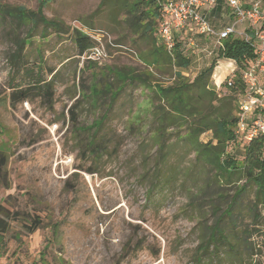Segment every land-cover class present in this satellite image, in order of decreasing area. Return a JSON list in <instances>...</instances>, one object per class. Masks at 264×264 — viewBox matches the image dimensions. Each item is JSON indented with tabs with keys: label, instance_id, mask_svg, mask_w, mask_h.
<instances>
[{
	"label": "rangeland",
	"instance_id": "rangeland-1",
	"mask_svg": "<svg viewBox=\"0 0 264 264\" xmlns=\"http://www.w3.org/2000/svg\"><path fill=\"white\" fill-rule=\"evenodd\" d=\"M39 2L0 0V264H264L263 227L252 232L251 258L238 260L227 247L213 257L203 255L200 246L213 217L208 205L197 209L201 197L195 205L189 202L200 194L195 181L161 192L148 185L145 174L152 173L153 160L144 166L142 152L150 155L151 91L124 85L110 109L107 93L122 85L115 70L142 68L137 58L142 42L120 17L114 21L106 14V6L98 9L101 0H51L44 16L70 33L41 38L38 31L23 51L24 65L13 68L14 41L25 38L27 26L9 10L37 12ZM216 19L222 26L233 24ZM86 23L99 54L89 49L80 56L72 41L74 31L88 34ZM207 41L195 38L198 49ZM180 50L190 61L181 71L186 81L218 60L183 43ZM167 79V74L158 78L165 85ZM19 89L27 90V98L10 100ZM210 139L211 133L200 137L203 143ZM245 151L228 139L221 158L243 163ZM191 159L188 173H199L188 164ZM206 171L210 174L206 168L197 175L199 184ZM231 189H223V196ZM237 229L253 226L246 219Z\"/></svg>",
	"mask_w": 264,
	"mask_h": 264
},
{
	"label": "trees",
	"instance_id": "trees-1",
	"mask_svg": "<svg viewBox=\"0 0 264 264\" xmlns=\"http://www.w3.org/2000/svg\"><path fill=\"white\" fill-rule=\"evenodd\" d=\"M50 2L51 0H40L37 12L28 11L23 7L9 10V14H14L18 21L24 19L27 26L25 38H16L14 41L15 51L11 56L13 68L20 65L25 47L31 43L38 31L41 38L47 37L46 33L55 35L70 33L62 22L44 16L43 9ZM103 5L107 9L106 14L114 21L120 17L130 35L142 42V48L137 49V58L142 68L115 70L114 76L122 85L115 91L107 90V93H110L109 107L113 105L124 85L139 86L151 91V107L147 113L149 123L153 127L151 144H148L150 155H143L142 152L144 166L150 164L149 160H153L152 173L145 174L148 185L152 186L153 190L161 192L178 182L185 184L195 181V190L200 188V194L191 196L189 202L195 205L194 203L201 197L200 200H204V203H198L197 209L202 211L203 205L206 204L213 217L212 224L205 228L204 244L200 246V252L213 257L221 247H227L228 252L234 253L238 260L253 257L256 254L250 242L252 232L256 231L258 226L264 229V135L250 142L243 163H237L235 159L229 157L222 160L225 142L232 139L231 129L236 121L237 109L233 91L227 95H220L209 87L215 63L213 62L193 80L186 81L181 71L188 68L190 61L183 56L181 44L177 43L174 51L168 53L157 39L160 14L155 2L101 0L98 9ZM4 13L7 15L8 10ZM84 25H87L89 31L86 33L89 35L78 31L71 35L80 56L97 45L90 37L91 35L96 37L92 34L91 24ZM218 57L234 61L238 70L242 71L255 60V53L242 40L230 37L223 41V50L219 52ZM25 69L28 71V68ZM165 74L168 75L166 85L158 80ZM236 84H239L238 79ZM26 91L24 89L14 91L10 100L26 99L28 96ZM103 119L96 125L100 126ZM205 133H211V139L203 143L200 137ZM191 155L193 159L188 164L198 167L199 173L193 174V171L188 173L186 163ZM206 168L210 174L206 171V176L202 178L203 182L199 184L197 175ZM228 186L232 187L231 190H227L231 194L224 197L222 191ZM244 199L248 201L245 207L242 206ZM246 219L253 226V230H238V224ZM243 247L247 252L242 250L240 253ZM225 252L227 253V250Z\"/></svg>",
	"mask_w": 264,
	"mask_h": 264
},
{
	"label": "built area",
	"instance_id": "built-area-1",
	"mask_svg": "<svg viewBox=\"0 0 264 264\" xmlns=\"http://www.w3.org/2000/svg\"><path fill=\"white\" fill-rule=\"evenodd\" d=\"M152 1L160 14L156 36L168 53L174 51L177 43H183L187 49L203 53L204 57L219 59L223 41L230 37L242 40L253 49L255 60L250 66L239 71L236 63L228 60L232 68L223 83L215 84L216 92L233 91L235 98L236 121L229 143L247 149L252 140L264 135V0H223L233 24L221 30L214 29L201 14V10L215 7L218 0ZM240 26L247 28L240 30ZM195 38L209 40L210 45L198 49ZM91 50L99 54L97 46Z\"/></svg>",
	"mask_w": 264,
	"mask_h": 264
},
{
	"label": "crops",
	"instance_id": "crops-1",
	"mask_svg": "<svg viewBox=\"0 0 264 264\" xmlns=\"http://www.w3.org/2000/svg\"><path fill=\"white\" fill-rule=\"evenodd\" d=\"M227 11H230L229 8L225 5L223 0H218L215 7L211 9H205L201 10V14L205 17V19L209 22V24L216 30H221L222 28L229 26V25H219V20L215 17H220L222 19H228L233 21V17L231 13L229 15L226 14ZM158 26V25H157ZM244 28H247V26H240L238 29L242 30ZM209 43V40L207 41ZM210 45V43H209ZM216 65L214 67V77H211L209 87L216 91L215 84H221L227 77L228 72L232 68L231 63L228 60L225 59H218L216 61ZM190 65V64H189ZM225 69V70H223ZM201 73V72H200Z\"/></svg>",
	"mask_w": 264,
	"mask_h": 264
},
{
	"label": "bare ground",
	"instance_id": "bare-ground-1",
	"mask_svg": "<svg viewBox=\"0 0 264 264\" xmlns=\"http://www.w3.org/2000/svg\"><path fill=\"white\" fill-rule=\"evenodd\" d=\"M223 70H225V69H223Z\"/></svg>",
	"mask_w": 264,
	"mask_h": 264
}]
</instances>
